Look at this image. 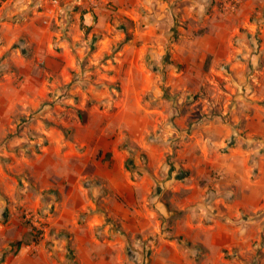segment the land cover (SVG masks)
<instances>
[{
    "label": "rangeland",
    "instance_id": "rangeland-1",
    "mask_svg": "<svg viewBox=\"0 0 264 264\" xmlns=\"http://www.w3.org/2000/svg\"><path fill=\"white\" fill-rule=\"evenodd\" d=\"M96 1L0 0V264H46L49 251L76 264L50 226L60 160L74 170L77 152L119 130L160 197L200 186L190 205L239 228L224 259L264 264V197L255 210L236 203L264 193V0ZM136 236L127 259L154 264Z\"/></svg>",
    "mask_w": 264,
    "mask_h": 264
},
{
    "label": "crops",
    "instance_id": "crops-1",
    "mask_svg": "<svg viewBox=\"0 0 264 264\" xmlns=\"http://www.w3.org/2000/svg\"><path fill=\"white\" fill-rule=\"evenodd\" d=\"M127 128L136 143L151 149L134 130ZM121 141L119 130L108 141L98 140L93 147L87 146L85 152H77L80 163L74 170L70 169L67 157L60 160L56 184L58 200L50 226L56 232L60 231L57 234L64 240H70L72 248L67 253L68 258H73L76 264H129L130 259L124 252V239L142 235V239L151 243L150 256L154 264H239L224 259L222 251L243 243L236 236L239 228L226 219L208 217L206 214L211 204L197 203L201 205L199 210L198 205H190L203 196L205 188L198 186L189 194L180 196L175 190L181 188L176 185L171 189L174 194L163 199L158 188L154 191L149 175L136 171L132 178V172L125 167L130 153L118 147ZM100 150L111 153L110 157L103 159L102 155H97L96 151ZM150 155L153 157L154 153ZM89 179L95 182L84 185V181ZM263 197V191L252 186L248 194L236 203L240 208L255 210ZM16 235L13 238L17 240L25 236ZM178 238L188 245L192 243L198 253L202 252V258L195 259V248L191 251L193 256H189L178 243ZM106 242L108 245L104 244ZM49 252L46 264H62ZM42 256L30 257L22 263L39 264ZM65 256L64 253L62 258Z\"/></svg>",
    "mask_w": 264,
    "mask_h": 264
},
{
    "label": "trees",
    "instance_id": "trees-1",
    "mask_svg": "<svg viewBox=\"0 0 264 264\" xmlns=\"http://www.w3.org/2000/svg\"><path fill=\"white\" fill-rule=\"evenodd\" d=\"M79 115H80V118L82 119V121H84V119H85L84 115L81 112L79 113ZM121 147L122 148H127L126 142H124L121 145ZM128 151L130 153V157L125 160V167H126V169H128L131 172L137 171V168H134L133 165H132V158H131V156H132L133 151L132 150H128ZM108 155H110V154L108 153ZM147 169L148 168H143L141 170L142 171H144V170L147 171ZM21 244H22V240H16L13 243H11V245H15L16 248L20 247Z\"/></svg>",
    "mask_w": 264,
    "mask_h": 264
},
{
    "label": "built area",
    "instance_id": "built-area-1",
    "mask_svg": "<svg viewBox=\"0 0 264 264\" xmlns=\"http://www.w3.org/2000/svg\"><path fill=\"white\" fill-rule=\"evenodd\" d=\"M60 0H51V3H53L54 5L59 4ZM90 2L92 3V5L97 6V1L96 0H90Z\"/></svg>",
    "mask_w": 264,
    "mask_h": 264
}]
</instances>
